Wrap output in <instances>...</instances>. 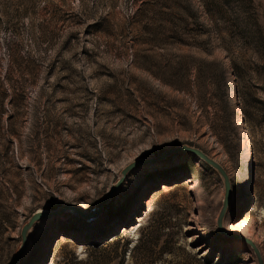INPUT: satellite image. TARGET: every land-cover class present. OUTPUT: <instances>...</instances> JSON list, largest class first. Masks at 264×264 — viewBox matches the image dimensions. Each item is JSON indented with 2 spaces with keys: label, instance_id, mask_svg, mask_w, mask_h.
<instances>
[{
  "label": "rangeland",
  "instance_id": "obj_1",
  "mask_svg": "<svg viewBox=\"0 0 264 264\" xmlns=\"http://www.w3.org/2000/svg\"><path fill=\"white\" fill-rule=\"evenodd\" d=\"M242 4L264 29V0H0V190L10 215L0 264H11L23 226L40 209L58 212L30 229L19 264H264L262 115L249 107L248 126L237 118L242 152L250 145L245 171L244 152L239 160L227 148L204 106L197 69L177 66L192 55L228 67L229 25L245 17ZM253 75L242 84L244 98L264 96V81ZM191 142L228 174L229 236L218 227L225 180L191 153L129 171L94 219L61 211L66 204L93 211L130 163ZM164 182L169 188L160 191ZM162 217L171 225L160 245L144 249ZM90 223L98 232L86 235ZM69 229L81 234L60 242ZM168 234L173 241L161 253Z\"/></svg>",
  "mask_w": 264,
  "mask_h": 264
},
{
  "label": "trees",
  "instance_id": "obj_2",
  "mask_svg": "<svg viewBox=\"0 0 264 264\" xmlns=\"http://www.w3.org/2000/svg\"><path fill=\"white\" fill-rule=\"evenodd\" d=\"M239 11L245 17L243 19H235L229 25L232 36L229 42L227 41V48L230 53L228 67L222 58H205L192 55H183L177 66L179 68L178 72L179 70L188 72L192 68L197 69L199 73L198 78L201 80L200 85L202 84L205 93L204 106L213 109L212 120L224 134L227 148H230L239 157V160H241L243 156L242 137L239 131V121L237 120L239 115L235 114L238 109L237 107H239L242 113V119L246 123V126L252 121L247 111L249 107L257 109L262 115V120H264V96H257L255 91H251L246 98L242 94L244 80L253 78V74L256 77H261L262 81H264V29L258 20L254 18V10L252 7H247L242 4L239 6ZM242 32H246V36L240 37ZM225 41L226 39L224 38ZM236 42L240 43L239 48ZM251 48L255 52V56L252 57L248 56L246 52V49L249 50ZM201 51L211 53L210 49H204V46H202ZM232 81L235 82L233 87L231 84ZM169 83L171 86H174L173 82ZM261 89L264 91V85L261 86ZM232 90L236 92V101L231 96ZM234 103H236L237 107L233 106ZM181 124L188 129L191 128V122L188 118L182 119ZM247 135H250V130H248ZM191 143L195 145L194 142ZM155 199L157 200L158 196ZM9 217L5 198H3L2 191L0 190L1 231L8 230V226L10 225ZM170 225L171 221L165 217L156 220L155 224L152 225V230L148 231L146 240L143 243L144 249L153 250L158 247L165 235V229L169 228ZM168 236L170 239L165 240V245H161L160 247L161 253L169 251L168 244L173 241V235L168 234ZM232 257H236L235 254Z\"/></svg>",
  "mask_w": 264,
  "mask_h": 264
},
{
  "label": "water",
  "instance_id": "obj_3",
  "mask_svg": "<svg viewBox=\"0 0 264 264\" xmlns=\"http://www.w3.org/2000/svg\"><path fill=\"white\" fill-rule=\"evenodd\" d=\"M235 91H236V89H235ZM251 151H252V149H251ZM180 153H191V154H194V155L200 157L201 159L206 161L208 164H210L212 167L217 169L219 171V173L223 176V178L225 180V186H226V196H225L223 209H222L220 216H219V219H218V227H219L220 232H222L226 236H229V234L223 228V219H224L226 209H227V205H228V202L230 199V187H229L228 174H227L226 170L224 169V167L220 163H218L217 161L212 159L204 150H202L200 147H198L196 145H192V144H188V143H182V144L175 145L171 148L166 149L165 151H163L160 154L159 158L148 157V158L138 159V160H135L134 162L130 163L122 171V174H123L122 178L120 180H118V182L115 184V186L105 194V196L98 202V204L96 205V207L93 211L85 212L81 208H79L75 205H72V204L64 205L61 211L74 210V211L78 212L80 215H82L83 217H85L86 220L94 219V218H96L102 214L105 205L115 195V193L119 189L120 185L122 184L124 177L128 174L129 171H131L135 168H138L140 166H144L147 164H152V163L158 162L159 160H162V159H165L169 156H172L175 154H180ZM156 190H158V189H153L151 191V193L156 191ZM57 212L58 211H56V210L51 211V210H46V209H40V210H37L34 212V214L31 216L30 220L22 228V231H21L22 243H21L19 249L17 250L16 254L14 255V257L12 258L11 264H19L20 259H21L23 253L25 252V250L27 248L28 234H29L30 229L33 227V225L37 221H39L43 218L52 216V215L56 214ZM238 238L250 243L252 246L255 247L254 243L250 239H248L246 237H242V236H238Z\"/></svg>",
  "mask_w": 264,
  "mask_h": 264
},
{
  "label": "bare ground",
  "instance_id": "obj_4",
  "mask_svg": "<svg viewBox=\"0 0 264 264\" xmlns=\"http://www.w3.org/2000/svg\"><path fill=\"white\" fill-rule=\"evenodd\" d=\"M232 97L234 98V101H236V99H235V91L233 90V93H232ZM234 107H237V105H236V103H234V105H233ZM238 109H237V111H238V113H240V119H242V113L240 112V109H239V107H237ZM242 123H245L244 122V120L242 119ZM244 156H243V161H244V163H246V165H245V167H244V170L245 171H247L248 169V167H249V162H250V145H248V148L246 149H244ZM175 175L176 176H180L177 172L175 173ZM191 176H192V178L191 177H189V178H191L190 179V181L191 182H194V179H193V177H194V175L193 174H190ZM167 183L166 182H164V183H162L161 185H160V188H161V186L163 185V188L160 190V191H165V190H167L168 188H169V186L168 185H166ZM157 194H159V192L157 193ZM155 196H156V194L155 195H153L152 197H151V199L149 200V201H147V202H145V204L147 205V207H151V205L153 204V202H154V198H155ZM196 197L197 198H202V193L201 192H197V195H196ZM149 198V197H148ZM147 200V199H146ZM141 201V203H142V201L143 200H140ZM139 211H140V207H138L137 208V210H136V214L137 213H139ZM135 220V216L133 215V217H132V219H131V222H133ZM138 220H140L139 219V216H138ZM89 227H88V231H86L84 234H86V235H93L94 233H97L98 231V229H94V230H92L91 229V226H92V224L90 223L89 225H88ZM128 230V227H127V229H124V231H123V233L125 232V231H127ZM75 234H81V232H79V231H76V230H74V229H69L68 231H66V232H64V233H62L60 236H61V240H60V242H62V240H64V238H65V236H68V235H75ZM47 262H49V261H47Z\"/></svg>",
  "mask_w": 264,
  "mask_h": 264
}]
</instances>
